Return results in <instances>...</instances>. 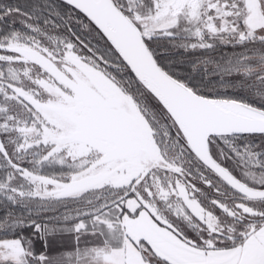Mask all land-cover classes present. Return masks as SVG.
Instances as JSON below:
<instances>
[{"label":"flooded vegetation","instance_id":"flooded-vegetation-1","mask_svg":"<svg viewBox=\"0 0 264 264\" xmlns=\"http://www.w3.org/2000/svg\"><path fill=\"white\" fill-rule=\"evenodd\" d=\"M0 45L5 47L0 49V141L10 161L57 182L90 184L57 197L56 185L16 169L0 152V195L55 218L42 228L67 231L80 223V230L103 232L113 248L127 244L134 264H166L163 260H207L210 252L242 242L262 218L252 199L201 166L163 107L84 20L45 30L26 25L0 37ZM14 49L43 56L59 78L96 94L98 101L81 97ZM119 121L132 131L137 154L118 153ZM238 205L262 214L247 215Z\"/></svg>","mask_w":264,"mask_h":264},{"label":"trees","instance_id":"trees-1","mask_svg":"<svg viewBox=\"0 0 264 264\" xmlns=\"http://www.w3.org/2000/svg\"><path fill=\"white\" fill-rule=\"evenodd\" d=\"M113 1L140 30L141 22H146V16L154 12L153 0ZM237 1V8H240V0ZM82 20L113 50L89 20L60 0H0V37L26 25L45 30L78 26ZM194 26L195 20L185 8L168 30L172 36H162L160 32L143 34L160 67L198 94L231 98L264 109V37L241 39L240 34H215L203 43L190 38ZM117 57L124 71L140 85ZM210 150L213 157L239 180L264 188V134L211 137ZM252 202L263 214L250 234L264 223V200ZM35 211L31 203L9 201L0 195V239L19 237L35 254L41 253L45 248L41 224L56 220L48 213L37 215ZM240 242L228 243L224 248ZM30 262L36 264V260Z\"/></svg>","mask_w":264,"mask_h":264},{"label":"water","instance_id":"water-1","mask_svg":"<svg viewBox=\"0 0 264 264\" xmlns=\"http://www.w3.org/2000/svg\"><path fill=\"white\" fill-rule=\"evenodd\" d=\"M60 1L80 12L102 34L139 84L167 112L188 149L204 167L245 198L264 200V188L252 187L239 180L213 157L210 150L211 137L264 134V109L231 98L198 94L168 74L157 63L145 42L142 31L113 0ZM240 38L244 39L245 37L241 34ZM0 49H5V47L0 45ZM14 51L52 71L58 77L52 69V64L43 56L31 50L14 49ZM59 79L81 97L90 100L91 103L96 104L98 101L96 94L88 93L86 89L85 91L80 90L67 79ZM114 115L118 120L122 118ZM127 130L128 128L124 130L122 122L119 121V129L114 136L119 141L118 153L137 154L138 147L136 143L133 145L134 135L132 131L130 134ZM0 152L16 169L22 170L25 174L41 182L56 185L59 193L57 197L79 192L90 185L89 182L75 179L69 182H57L30 173L10 161L1 141ZM238 207L247 215L260 216L262 214L247 205H238ZM252 230L253 228L244 237L248 236Z\"/></svg>","mask_w":264,"mask_h":264},{"label":"rangeland","instance_id":"rangeland-1","mask_svg":"<svg viewBox=\"0 0 264 264\" xmlns=\"http://www.w3.org/2000/svg\"><path fill=\"white\" fill-rule=\"evenodd\" d=\"M165 1L172 2L171 7L168 4L167 7L160 9L159 7L163 6ZM215 1L184 0L183 3L182 0H153L154 12L146 16L148 23L141 22V31L147 36L155 32H160L162 36H172V33L168 31L171 24L176 20L175 16L186 8L195 20V26L189 35L194 41L198 39L203 43L208 42V39L215 34L264 37V0H242V11L237 8V0H228L227 9L231 10L230 14L224 13L222 11L224 8L214 4ZM166 12L172 14L163 15ZM211 22L216 27L225 23L231 26L225 31L219 29L212 31ZM78 225L67 231L57 226L42 228L45 248L38 254L27 246H21L19 237L0 239V261L12 260L13 264H30L29 260H36V264H87L88 260H98L101 257L100 254H103L104 257H111L122 264H126L127 261L132 262L128 264L136 263L132 260L133 255L128 256V252L131 251L133 254L134 252L127 244H122L120 249L113 248L106 241L103 232L80 230L77 228Z\"/></svg>","mask_w":264,"mask_h":264},{"label":"crops","instance_id":"crops-1","mask_svg":"<svg viewBox=\"0 0 264 264\" xmlns=\"http://www.w3.org/2000/svg\"><path fill=\"white\" fill-rule=\"evenodd\" d=\"M240 9L242 11V0H240ZM19 241L21 246H26L23 240ZM110 261L112 260H88L87 264H109ZM163 262L166 264H264V223L237 245L210 252L207 260H163ZM0 264H13V262L2 260ZM118 264L122 263L118 262ZM141 264L155 263L152 260H141Z\"/></svg>","mask_w":264,"mask_h":264},{"label":"built area","instance_id":"built-area-1","mask_svg":"<svg viewBox=\"0 0 264 264\" xmlns=\"http://www.w3.org/2000/svg\"><path fill=\"white\" fill-rule=\"evenodd\" d=\"M214 4H216V5H218L219 4V6H221V7H223L224 9L222 10L224 13H228V14H230L231 13V10H229V9H227V5L229 6V2H228V0H222V1H218V0H216L215 2H214ZM209 7V6H208ZM225 16H228V15H225ZM211 25H212V31H216V30H222V31H225V29L226 28H228L229 26H231V24H227V23H225V25H218V27H216L215 26V24L213 23V22H211ZM207 26H209V25H207ZM208 29H210V28H208Z\"/></svg>","mask_w":264,"mask_h":264}]
</instances>
